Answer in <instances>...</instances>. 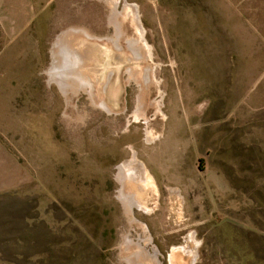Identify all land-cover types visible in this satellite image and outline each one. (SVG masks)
<instances>
[{
    "label": "rangeland",
    "instance_id": "obj_1",
    "mask_svg": "<svg viewBox=\"0 0 264 264\" xmlns=\"http://www.w3.org/2000/svg\"><path fill=\"white\" fill-rule=\"evenodd\" d=\"M63 42L95 105L49 79ZM132 148L149 213L117 199ZM191 234L193 264H264V0H0V264H170Z\"/></svg>",
    "mask_w": 264,
    "mask_h": 264
},
{
    "label": "bare ground",
    "instance_id": "obj_2",
    "mask_svg": "<svg viewBox=\"0 0 264 264\" xmlns=\"http://www.w3.org/2000/svg\"><path fill=\"white\" fill-rule=\"evenodd\" d=\"M116 3H117V0H113V7L114 8L116 6ZM124 6L126 9L130 10V12L133 14L134 20H135V25L137 28L136 31L138 30V34H139V41L144 46L145 45V41L143 39L144 30L138 21V18L136 15V7L133 5H128L126 3H124ZM114 26H115V24H114ZM115 31H116V34H115L116 36L114 39H111L110 41H111L112 45L114 46V48L119 52L122 50L121 45L119 44V39L121 37H120V33L118 32L117 28ZM73 33H74V30H73ZM76 33H79V32L76 31ZM84 35H86V37H88L87 34H84ZM125 42H126L125 43L126 48L128 50L134 49V51H136L137 41L127 39ZM69 45H70L69 43L63 42L62 44L60 43L56 47V49H57L56 53L54 52V57L56 59V62L53 64V66L51 67V69L48 72L49 79L56 83L58 89L61 91V93L64 96L66 95V92L68 91V89L80 90V91L85 92L89 96V98L91 100V104L95 105V103L93 101L92 84L88 80V77H86V75H84V73H83V70L87 67V59H89L90 56H89V54H86L85 52L78 51L74 48H72V49L68 48ZM135 56H136V54H135ZM139 57H140V55H139ZM146 79H147V77H146ZM99 106L101 108L105 107V105L103 103H100ZM84 138L85 137H83V139ZM152 139H154V137H152V134L149 131L146 132L145 133L146 143L152 141ZM130 151H131L132 155L129 158L124 159L122 162H120L115 167L116 168L115 178L119 182L117 199L121 202L122 206L128 212H131L130 210L132 208H135V209L142 210L144 213H149L150 210L145 206V202H146L145 200H148L151 197L153 190H155L154 189L155 188L154 176L151 174V172L149 171V169L145 165V163L138 159L137 152L133 148ZM169 191H170V193L174 192L173 190H169ZM155 195H156V193H155ZM133 220L138 222L134 218L131 221H133ZM143 230H145V229L143 228ZM144 240H146V239H144ZM144 242H146V241H144ZM125 243H128V241L125 240ZM127 245H129V244H126V246ZM141 246H140V243L134 244V248L136 250L135 256L137 255L139 257H143V256L146 257L145 254L143 253ZM131 247H132V245H131ZM194 250H195V243L193 240V236L191 234L188 236V238L186 240V245L184 247H179V248L176 247L170 251V254L168 256L169 263L170 264H176V262L179 259V255H181V253L182 254L184 253L186 258L190 259V260H186L185 263L186 264H193ZM149 256L155 263L156 262L155 261L156 260L155 250L152 252V254L149 253ZM156 264H159V263L156 262Z\"/></svg>",
    "mask_w": 264,
    "mask_h": 264
}]
</instances>
